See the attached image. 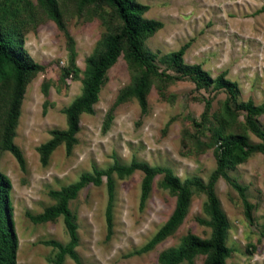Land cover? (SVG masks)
<instances>
[{
    "label": "rangeland",
    "instance_id": "374dc122",
    "mask_svg": "<svg viewBox=\"0 0 264 264\" xmlns=\"http://www.w3.org/2000/svg\"><path fill=\"white\" fill-rule=\"evenodd\" d=\"M23 2L6 29L17 40L27 59L42 70L25 84L19 113L12 116V88L0 82V172L11 182L10 210L17 249L15 264H54L55 242L66 245L69 235L63 218L34 223L45 209L57 204L51 197L76 183L83 175L106 172L115 162L133 161L172 171L180 181L197 179L207 184L216 171L220 136L245 137L250 146L263 141L248 128L240 104L264 105V0H136L147 7L144 18L162 27L142 40L159 72L174 79L148 80L146 110L130 91L141 75L125 53L106 74L92 113L79 117L76 143L67 151L61 142L42 164L38 149L54 131L67 129L66 110L80 97L87 61L101 50L100 41L118 32L120 22L106 6L79 12L75 0H58L65 33L49 20L36 0ZM186 47L182 66L170 57ZM74 63L77 73L68 74ZM199 66L212 80L223 74L237 91L228 107V94L213 84L197 88L185 69ZM264 131V111L254 118ZM16 147L22 168L9 151ZM114 185L112 229L107 232V180L89 184L69 202L78 244L75 262L68 255L62 264H159V255L177 248L182 238L209 239L211 229L206 195L194 193L183 222L151 249L144 247L166 223L175 197L155 177L141 206L143 173L111 175ZM231 182L241 186L251 206L250 219ZM214 192L228 224L226 264H264V154L252 150L241 163L228 164L214 184ZM196 254L181 264H205Z\"/></svg>",
    "mask_w": 264,
    "mask_h": 264
},
{
    "label": "trees",
    "instance_id": "16d2710c",
    "mask_svg": "<svg viewBox=\"0 0 264 264\" xmlns=\"http://www.w3.org/2000/svg\"><path fill=\"white\" fill-rule=\"evenodd\" d=\"M75 1L79 12L89 11V13L97 16H99L96 13L97 9L106 6L112 10L114 16L120 22V28L114 34L109 33L105 35L100 41L101 50L98 55L87 61L86 78L83 81L82 93L65 112L67 129L65 131H54L52 133V140L47 145L38 149L42 164H46L49 155L61 142L65 143L68 152L76 143L75 136L79 131L80 115L92 113L93 106L98 101V96L108 70L112 68L123 53H125L131 63L138 65L142 69L136 85L130 91L131 96L136 98L142 112L146 110L148 80L152 77L166 80L174 79L165 72H159L150 54L143 49L142 40L162 27L159 22L144 18V13L147 10L145 5L138 3L136 0ZM23 2L31 4L28 0H0V82L9 81L11 84L13 98L12 116L14 120L19 113L26 82L31 76L42 70L41 66L27 59L17 40L6 29L7 18L13 17L17 8ZM36 3L46 17L53 21L59 30L65 33L58 0H36ZM185 49L186 47L181 48L170 57L171 63L176 67L182 66V56ZM185 71L197 88L213 84L215 89L225 90L228 94L225 107L231 111L228 105L234 100L237 91L234 83L225 79L223 74L212 80L202 72L199 66L188 67ZM77 72V68L72 63L68 74H76ZM236 110L245 112L249 130L262 140L263 144L256 147L250 146L241 134L220 136L221 148L220 152L216 155V171L211 175L207 184H203L197 179H186L182 182L178 177L174 176L170 169L150 167L146 164L133 161L126 167L120 166L115 162L106 172L96 171L92 176L83 175L76 183L67 188L59 192H52L51 197L57 201V204L45 209L42 214L30 218L34 223H45L58 217L63 218L69 235V242L64 246L55 242L48 243L58 251L54 264H62L65 255L78 262V258L74 252L78 244L77 227L73 223V216L69 210V202L74 200L84 187L89 184L99 186L102 183V177H106L108 194L106 221L107 232L110 236L112 229V203L114 199V185L111 175L116 174L119 177H126L135 171L143 173L140 197L141 206L147 200L152 183L158 175L162 176L161 187L168 190L176 199L172 214L144 249H151L173 232L183 222L193 194L196 192L203 193L206 195V213L209 217V222L200 221V223L210 227L211 233L209 239L187 235L182 238L177 248L162 252L158 257V261L159 264H181L184 261H190L196 254H202L206 256L205 264H226L225 261L230 255V250L225 246L228 224L215 195L214 184L220 176L224 175V170L228 164L243 162L252 150L264 154V131L259 130L254 120L256 116L263 113L264 105L254 107L252 103L248 102L238 105ZM8 149L23 168L24 159L20 151L14 146H8ZM231 185L241 197L245 215L250 219L251 206L244 198L243 189L234 182H231ZM11 189L12 186L9 178L0 172V264H15L17 241L11 225Z\"/></svg>",
    "mask_w": 264,
    "mask_h": 264
}]
</instances>
